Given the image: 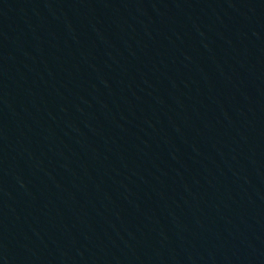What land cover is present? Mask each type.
Returning <instances> with one entry per match:
<instances>
[{
  "label": "water",
  "instance_id": "obj_1",
  "mask_svg": "<svg viewBox=\"0 0 264 264\" xmlns=\"http://www.w3.org/2000/svg\"><path fill=\"white\" fill-rule=\"evenodd\" d=\"M0 264H264V0H102L0 55Z\"/></svg>",
  "mask_w": 264,
  "mask_h": 264
}]
</instances>
